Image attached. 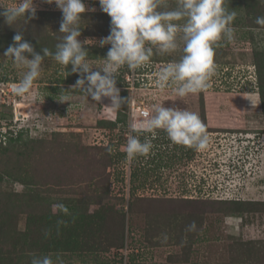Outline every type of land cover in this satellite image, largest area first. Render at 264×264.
<instances>
[{"label":"rangeland","instance_id":"rangeland-1","mask_svg":"<svg viewBox=\"0 0 264 264\" xmlns=\"http://www.w3.org/2000/svg\"><path fill=\"white\" fill-rule=\"evenodd\" d=\"M84 2L96 11L82 14L80 39L88 40L89 62L98 65L111 46L94 40L110 33L111 18L99 0ZM167 2L168 9L160 10L176 7V0ZM36 4L37 14L27 23L22 18L10 26L0 16V62H12L20 79L26 70L3 56L14 35L22 31L38 53L44 47L55 52L64 35L56 5ZM224 6L236 12L234 39L214 45L209 86L195 94L179 97L152 80L151 89L127 87L117 78L121 97L129 96L130 103L113 109L110 98L96 102L70 91L79 73L50 57L27 92L18 94V83L0 88V111L6 114L0 132H10L0 138V264H31L33 254H49L56 264H264V28L254 23L264 16V3L225 0ZM181 54L150 60L161 68ZM250 65L260 71L261 91L256 76L243 70ZM234 75L254 83H239ZM53 76L62 80L55 93L44 87ZM132 100L197 113L207 147L174 144L158 129L147 134L149 154L132 160L120 155L130 122L140 120ZM136 166L141 170L131 184ZM58 203L69 214L54 213ZM192 221L197 231L186 232Z\"/></svg>","mask_w":264,"mask_h":264},{"label":"clouds","instance_id":"clouds-1","mask_svg":"<svg viewBox=\"0 0 264 264\" xmlns=\"http://www.w3.org/2000/svg\"><path fill=\"white\" fill-rule=\"evenodd\" d=\"M44 3L55 4L62 12L58 32L64 35L56 44L55 52L44 47L42 54L24 39L22 31L14 35L13 43L3 56L11 58L16 67L26 70L16 86L18 94L32 87L41 74L45 58L50 57L60 65H71V72L79 73L70 91L80 90L96 102L110 98L108 106L119 109L130 103V97H121L117 86V73L121 67L127 65L130 70H136L144 67L154 54H172L180 50L179 59L167 63L158 72L156 83L160 88L172 85L179 97H185L209 86L214 71V45L221 41L231 43L234 39L232 24L236 12L227 10L225 0H176V7L170 10H160L168 9L167 0H99L100 10L111 18L110 33L99 41L94 40V44L111 47L102 57L103 62L93 65L85 47L89 45L88 40L80 39V21L82 14L95 12L96 8H88L84 0H44ZM36 14V0L0 3V16L10 26L22 18L27 23ZM180 21L183 23H178ZM254 23L264 28V16H257ZM69 100L64 97L62 102ZM142 117L129 124L124 149L129 160L149 154L153 144L147 134L154 136L158 129L166 132L168 139L177 145L197 150L208 145L205 125L193 111L153 104L150 110L142 113ZM52 209L54 213L59 209L69 214L63 203L54 204ZM185 231L196 232V222L192 221ZM44 235L47 237L50 232L46 230ZM167 239L168 236L162 234V242ZM31 264H56V261L49 254H33Z\"/></svg>","mask_w":264,"mask_h":264},{"label":"built area","instance_id":"built-area-1","mask_svg":"<svg viewBox=\"0 0 264 264\" xmlns=\"http://www.w3.org/2000/svg\"><path fill=\"white\" fill-rule=\"evenodd\" d=\"M170 62V61H169ZM149 63H153V62H148L144 67L141 68V70H144L142 71L141 73L137 72L136 70H130L127 65L121 67L117 73V78H118V82L120 81V84L121 85H127V87H129L130 85H141L142 87H151L153 85H149L148 82H151V80L153 82H156L157 80V74L158 72L166 65H163L161 68H159L158 66H156L155 64V70L154 71H146L145 69L148 68V64ZM6 63H4L5 65ZM12 64V62H11ZM7 65V64H6ZM223 66V65H222ZM253 66L250 65L248 66V68H245L243 69L245 71V74H246V71H247V74L246 75H249L251 78L254 79V77L256 76V81L257 84H258V75H257V71L256 70H253L252 68ZM159 68V69H158ZM8 71L9 72H6L4 71L3 75H7L10 79L8 81H4L2 79V74H1V71H0V88L1 90L4 88V87H8L10 89H14L15 88V85L17 83H19V81L21 80L20 78L16 77V74L17 73L12 67L11 65L8 67ZM246 75H243V76H246ZM243 76H236L234 75L233 80H238L239 83H243L242 81H245V79H249V82L251 84H253V79L249 78V77H245V79H243L244 77ZM124 78V79H123ZM232 80V81H233ZM237 82V83H238ZM253 82V83H252ZM248 83V82H247ZM166 90L167 92H170V91H173L175 90V87L172 86V85H168L166 86ZM259 88V87H257ZM9 92H11L9 90ZM150 105L148 106L147 104H141V103H138L134 100H132L131 102V110L132 112L141 120L143 117H142V113L144 111H148L150 110ZM6 137V136H4Z\"/></svg>","mask_w":264,"mask_h":264},{"label":"trees","instance_id":"trees-1","mask_svg":"<svg viewBox=\"0 0 264 264\" xmlns=\"http://www.w3.org/2000/svg\"><path fill=\"white\" fill-rule=\"evenodd\" d=\"M1 49V48H0ZM42 51V50H41ZM0 53H1V50H0ZM42 54V53H41ZM149 62H152L151 60L149 61ZM4 63H6L5 65H4ZM11 65V62H0V71H1V74L3 75V73H4V71H6V72H9L8 71V67ZM146 71H154L155 70V63H149L148 64V68L147 69H145ZM136 71L139 73H141L142 71H144V70H141V68H138V69H136ZM257 75H258V87H259V89H260V91H261V89H262V86H263V83H262V79H261V74H260V71H258V68H257ZM61 78V76L60 77H52L50 80H49V82H51L52 84L51 85H47V86H44V87H46L47 89H50L53 93H55L57 90H59L61 87H60V84H61V82H62V80H59ZM2 79L4 80V81H8L10 78L7 76V75H3L2 76ZM124 79V78H123ZM120 83V82H119ZM65 88L63 87L62 88V90H64ZM128 98H129V96H128ZM127 104V103H126ZM9 116V115H8ZM4 117H6V114L4 113V112H2V111H0V118H4ZM7 134H10V132H0V138L2 137V136H7ZM11 135H13V134H11ZM11 141H13L14 140V137L13 136H10V138H9ZM141 139H143V135H141ZM120 155H126V152H120ZM152 161H154V160H152ZM137 169H138V171H140L141 170V168L138 166V168H137V166L136 167H134V169H133V171L131 172V177H130V181H131V184L133 183L134 184V179H135V175L138 173V171H137ZM134 187V186H133ZM262 202H264V201H262ZM249 203V202H248ZM250 205V204H249Z\"/></svg>","mask_w":264,"mask_h":264},{"label":"crops","instance_id":"crops-1","mask_svg":"<svg viewBox=\"0 0 264 264\" xmlns=\"http://www.w3.org/2000/svg\"><path fill=\"white\" fill-rule=\"evenodd\" d=\"M253 97H256V94H255V96H254V94H251V95H248V98H253ZM259 99V98H258ZM258 105H259V110L261 111V108H260V103H258ZM246 109H249V106H247V107H245Z\"/></svg>","mask_w":264,"mask_h":264},{"label":"water","instance_id":"water-1","mask_svg":"<svg viewBox=\"0 0 264 264\" xmlns=\"http://www.w3.org/2000/svg\"><path fill=\"white\" fill-rule=\"evenodd\" d=\"M22 114L21 113H19V116H21Z\"/></svg>","mask_w":264,"mask_h":264}]
</instances>
